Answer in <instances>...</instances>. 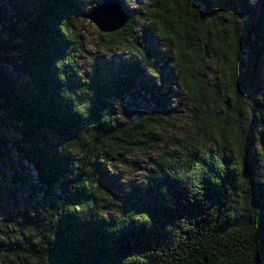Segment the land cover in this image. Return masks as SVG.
<instances>
[{
	"label": "trees",
	"instance_id": "obj_1",
	"mask_svg": "<svg viewBox=\"0 0 264 264\" xmlns=\"http://www.w3.org/2000/svg\"><path fill=\"white\" fill-rule=\"evenodd\" d=\"M120 2L124 26L98 36L124 55L85 72L83 0H0V162L27 170L0 183L23 231L0 228V264H264V0ZM175 88L188 133L162 148ZM154 151L124 191L114 167Z\"/></svg>",
	"mask_w": 264,
	"mask_h": 264
},
{
	"label": "rangeland",
	"instance_id": "obj_2",
	"mask_svg": "<svg viewBox=\"0 0 264 264\" xmlns=\"http://www.w3.org/2000/svg\"><path fill=\"white\" fill-rule=\"evenodd\" d=\"M85 11L88 13L92 11L96 6L97 2L100 0H83ZM145 0H126V6L129 8H137L144 4ZM74 26L77 31L81 32L82 35L85 37V49L84 51L78 56V63L82 67V70L87 72L90 70L91 65L96 62L101 66L103 69L108 70L113 63L116 64V61L123 56V47H117V48H111L112 50L108 49V46L106 45V40L103 38H100L98 36L99 32L98 28L90 22L88 19L84 18L83 16H79L74 21ZM153 48L155 52H160L159 55L167 56L169 52V46L167 43L162 41L160 38H156V40L153 43ZM164 64V61L160 60L156 62V66L159 71L162 70V65ZM113 65V66H114ZM168 68V65H167ZM166 68V69H167ZM166 71V70H165ZM165 71L163 72L164 75L167 76V73L165 74ZM211 73V70H210ZM148 76H151V72L148 70L147 74ZM153 79L156 78V76H152ZM175 96L176 100L173 102L174 104H178L181 110V116L178 119L174 120V123H170L168 125L163 126L162 131V148L170 147L174 137L185 135L188 133L187 127H188V114H187V107L184 103V100L182 99V94H180L178 88H175ZM1 153V152H0ZM157 155V152H151L149 155H143V154H134L130 160L125 165H117L114 167V178L117 183L120 184L121 188L126 191L130 192V189L135 188L138 185H141L143 181L149 177L154 172V158ZM3 156V154H1ZM8 161V160H7ZM16 169L17 171H14ZM0 170L1 173L4 174V177L0 173V183L2 186H4V193L7 192L6 186L16 187L13 181H17V178L20 179V175H23L24 172L26 173L27 170L21 171L19 169L18 165L14 162L13 164H10L6 162L3 164L0 162ZM18 182V181H17ZM16 189V188H15ZM19 193V194H16ZM16 193L11 195H4L6 197V204L8 208L11 210V214H16L18 216H21V212H23V209L27 205V197L25 194L18 190ZM11 196V197H8ZM16 204L21 208L17 209L18 213L14 211V206ZM2 214L0 213V228H1V234H9L13 235L14 237H22V230H16V229H9L8 223L3 220Z\"/></svg>",
	"mask_w": 264,
	"mask_h": 264
},
{
	"label": "water",
	"instance_id": "obj_3",
	"mask_svg": "<svg viewBox=\"0 0 264 264\" xmlns=\"http://www.w3.org/2000/svg\"><path fill=\"white\" fill-rule=\"evenodd\" d=\"M86 19L92 22L101 33H112L121 29L127 15L120 0H101L90 13L85 14Z\"/></svg>",
	"mask_w": 264,
	"mask_h": 264
}]
</instances>
